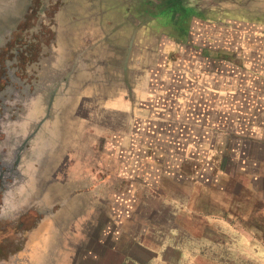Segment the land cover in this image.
<instances>
[{
  "label": "rangeland",
  "instance_id": "obj_1",
  "mask_svg": "<svg viewBox=\"0 0 264 264\" xmlns=\"http://www.w3.org/2000/svg\"><path fill=\"white\" fill-rule=\"evenodd\" d=\"M98 4L0 0V264H264V0L162 56Z\"/></svg>",
  "mask_w": 264,
  "mask_h": 264
},
{
  "label": "crops",
  "instance_id": "obj_2",
  "mask_svg": "<svg viewBox=\"0 0 264 264\" xmlns=\"http://www.w3.org/2000/svg\"><path fill=\"white\" fill-rule=\"evenodd\" d=\"M98 1L99 17L102 19L107 12L109 26L114 23L112 18L115 21L122 19L118 20L120 23L115 22V27L122 28V35L119 36L137 34L135 32L140 29L139 35L142 30L149 29L155 34L163 33L179 40V43L187 41L193 28L192 23L200 24V21L205 20L210 24L217 22L216 25L231 22L242 26L258 15L255 13L257 9L248 5L249 0H114L115 3H109V6L105 5L106 0ZM186 11L191 13L186 14ZM133 43L135 42H130ZM111 103L115 108L124 109L126 106L124 102ZM252 187L254 188V182Z\"/></svg>",
  "mask_w": 264,
  "mask_h": 264
},
{
  "label": "flooded vegetation",
  "instance_id": "obj_3",
  "mask_svg": "<svg viewBox=\"0 0 264 264\" xmlns=\"http://www.w3.org/2000/svg\"><path fill=\"white\" fill-rule=\"evenodd\" d=\"M196 23V22H195ZM199 23L197 22L196 24H194V23H192V25H193V27L194 26H196V25H198ZM200 24L202 25V24H205V25H207V27L208 26H210L211 24L210 23H208V22H206L205 20L204 21H200ZM135 30V29H134ZM139 30L140 29H138L135 33H137V34H134V33H131L132 35H127L126 37L128 38L127 39V44L128 45H134V43L133 44H130V42L131 41H136V39H137V36H138V32H139ZM192 30H193V28H192ZM191 30V33H190V35L188 36V38H187V41H191L193 38H195L196 36H198V35H195L194 34V32ZM133 32V31H132ZM146 33H147V35H146V37L147 38H149V34H150V32H149V29L146 31ZM156 36L158 37V40L156 41V48H155V51H151V52H156L159 56H162L163 55V53L161 52V48H162V46H164V45H162V44H164L165 43V40H167V39H169L170 37H167L165 34H163V33H159V34H156ZM196 38H198V37H196ZM176 40V39H175ZM197 40V39H196ZM179 41V40H178ZM186 41V42H187ZM178 43V47L180 46V47H182V46H184L185 47V42L184 43H179V42H177ZM188 44V43H187ZM189 46H190V43L188 44ZM188 46V47H189ZM179 47V48H180ZM193 48H195L196 49V47H193ZM204 50H205V53H208L207 52V50H211V47H210V45L209 44H207V46L205 45L204 46ZM131 49V48H130ZM174 54V53H173ZM172 54V55H173ZM175 54L177 55V56H179V54H180V52H178L177 50L175 51ZM128 56V55H127ZM127 58V57H126ZM164 59L165 60H167V57H164ZM128 61V60H127ZM127 61L124 63V64H126L127 63ZM157 68H159L158 66H157ZM153 68H151L150 69V71L147 69V75H148V77H149V82L151 83L150 85H148V91L145 93L146 95H147V97L148 96H152L153 95V93H156V92H158L157 91V89L155 90V88H157V87H159L160 89L159 90H161V87H164V84H163V82L164 81H161L160 80V78H159V72L158 71H156V72H153V70H152ZM169 83H170V87H169V90H171V92L172 91H174V89H176V86L177 85H179L178 83H175V81L173 80V79H170L169 81H168ZM130 93H132V91L131 90H129V95H130ZM50 95V97H51V95L52 94H49ZM130 99V98H129ZM130 101V100H129Z\"/></svg>",
  "mask_w": 264,
  "mask_h": 264
},
{
  "label": "trees",
  "instance_id": "obj_4",
  "mask_svg": "<svg viewBox=\"0 0 264 264\" xmlns=\"http://www.w3.org/2000/svg\"><path fill=\"white\" fill-rule=\"evenodd\" d=\"M187 12V11H186ZM189 13H191V12H187L186 14H189ZM126 257H123L122 258V260H121V262H120V264H122V262H123V259H125Z\"/></svg>",
  "mask_w": 264,
  "mask_h": 264
}]
</instances>
